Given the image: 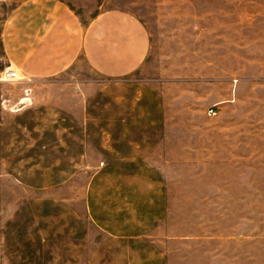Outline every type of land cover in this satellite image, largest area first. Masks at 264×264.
<instances>
[{
  "label": "rangeland",
  "instance_id": "rangeland-1",
  "mask_svg": "<svg viewBox=\"0 0 264 264\" xmlns=\"http://www.w3.org/2000/svg\"><path fill=\"white\" fill-rule=\"evenodd\" d=\"M67 1L149 55L0 82V264H264V0Z\"/></svg>",
  "mask_w": 264,
  "mask_h": 264
},
{
  "label": "crops",
  "instance_id": "crops-1",
  "mask_svg": "<svg viewBox=\"0 0 264 264\" xmlns=\"http://www.w3.org/2000/svg\"><path fill=\"white\" fill-rule=\"evenodd\" d=\"M149 51V33L131 13L101 11L84 26L67 0H0V73L10 67L23 84L65 73L78 56L96 74L122 78L138 71Z\"/></svg>",
  "mask_w": 264,
  "mask_h": 264
},
{
  "label": "built area",
  "instance_id": "built-area-1",
  "mask_svg": "<svg viewBox=\"0 0 264 264\" xmlns=\"http://www.w3.org/2000/svg\"><path fill=\"white\" fill-rule=\"evenodd\" d=\"M0 82H13V83H22L24 79L19 76V72L13 70L12 68H6L0 73ZM26 93H29V90H26ZM211 113H214L212 111Z\"/></svg>",
  "mask_w": 264,
  "mask_h": 264
},
{
  "label": "bare ground",
  "instance_id": "bare-ground-1",
  "mask_svg": "<svg viewBox=\"0 0 264 264\" xmlns=\"http://www.w3.org/2000/svg\"><path fill=\"white\" fill-rule=\"evenodd\" d=\"M26 101H28V100L27 99H24L23 102H22V104H25Z\"/></svg>",
  "mask_w": 264,
  "mask_h": 264
}]
</instances>
